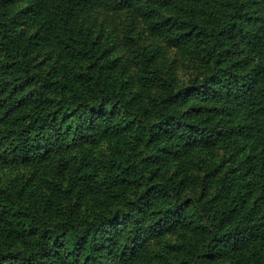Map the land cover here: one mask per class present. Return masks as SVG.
Returning <instances> with one entry per match:
<instances>
[{
  "label": "trees",
  "instance_id": "1",
  "mask_svg": "<svg viewBox=\"0 0 264 264\" xmlns=\"http://www.w3.org/2000/svg\"><path fill=\"white\" fill-rule=\"evenodd\" d=\"M186 1L189 0H34L31 7L36 14H49L56 20L57 16L67 18L69 14L102 7L173 6ZM218 1L221 5L210 9L199 22L192 17L159 21L153 16L151 23L157 32L173 34L175 45L190 43L206 56L212 68L208 83L213 82L215 87L206 85L209 89L203 93L215 92L214 97L223 99L220 107L237 113L233 126L210 130L196 121V110L182 112L178 105L165 108L152 123L142 116L145 109H134L140 103L138 96L110 97L93 87L89 92V87L78 89L81 83H60L32 71L30 53L35 42L27 41L17 29L18 20L0 12V167L31 166L36 175H41L49 170L51 159L59 152L121 137H127L135 150L156 163L163 158L159 143L175 138L177 145L183 142L188 147L223 136L255 143L259 153L247 158L253 165L246 167L261 184L259 194L248 189L235 205L222 201L214 208V217L207 208L200 212L202 228L216 218L213 231L207 229L205 251L175 261L146 258L142 215L151 206L161 220L177 228L189 217H196L192 211L195 206L182 200L166 182L148 185L149 175L142 160L117 161L96 169L95 182L86 183L79 200H85V192L126 196L129 190H139L140 197L135 205L125 202L113 213H97L92 219L81 221L78 207L55 216L45 215L38 204L22 195L6 193L0 196V236L10 247L0 243V264H215L212 260L226 247L225 242L237 245L250 234L261 238L264 222L258 208L264 207V82L251 72L226 65L228 45L233 41L260 44L261 30L254 28L257 22L251 9L244 8L241 0ZM257 10L264 12V1ZM219 11L224 12L222 17ZM47 31L53 39L47 28H42L40 35H47ZM207 203L213 206L214 201ZM250 203L257 207L249 209ZM226 227L231 228L230 237L220 231ZM17 242L22 247L11 248Z\"/></svg>",
  "mask_w": 264,
  "mask_h": 264
},
{
  "label": "rangeland",
  "instance_id": "2",
  "mask_svg": "<svg viewBox=\"0 0 264 264\" xmlns=\"http://www.w3.org/2000/svg\"><path fill=\"white\" fill-rule=\"evenodd\" d=\"M33 1L0 0V12L18 20L17 29L27 41L35 42L30 53L32 71L60 83H81L78 89L89 87V92L93 87L110 97L138 96L140 103L134 109H145L142 116L152 123L157 121L162 109L178 105L182 112L196 110V121L209 130L233 126L237 113L220 107L223 99L214 97L215 92L203 93L209 89L207 86L212 88L215 84L208 83L212 68L201 49L194 50L190 43L177 46L172 42L173 34L157 32L151 25L153 16L159 21L192 17L199 22L208 16L210 9L221 5L218 0H189L173 6L102 7L69 14L67 18L57 16L56 20L49 14H36L31 7ZM241 1L244 8L251 9L257 22L254 28L261 30L262 41L260 44L231 42L226 65L233 64L232 68L251 72L264 82V12L257 13L264 0ZM218 14L222 17L224 12ZM42 28H47L54 38L48 31L47 35H40ZM159 145L163 147V158L156 163L135 150L127 137H121L104 138L59 152L51 159L49 170L41 175H36L31 166L0 167V196L22 195L49 216L78 207L81 221L92 219L97 213H113L125 202L135 205L140 197L139 190H129L126 196L85 192V200H79L86 183L95 182L96 169L117 161L142 160L149 175L147 184L168 183L182 200L193 202L192 211L196 214L177 228H171L161 220L158 211L147 206L140 223L146 240V258L159 261L166 257L175 261L201 254L209 238L207 229L213 231L216 218L202 228L199 213L207 208L208 214L214 217V208L222 201L227 200L232 206L236 199L245 197L248 189L252 188L254 194L260 193L258 177L251 176L248 168L253 164L247 162L259 149L252 141L246 143L223 136L211 138L204 145L187 147L183 142L177 145L175 138ZM210 200L214 201L213 206L207 203ZM248 206L249 209L257 207L252 203ZM259 209L264 222V207ZM230 229L220 231L230 237ZM0 243L10 247L2 236ZM225 244L213 263L264 264V234L261 238L250 234L237 245ZM20 247L17 242L11 248Z\"/></svg>",
  "mask_w": 264,
  "mask_h": 264
}]
</instances>
